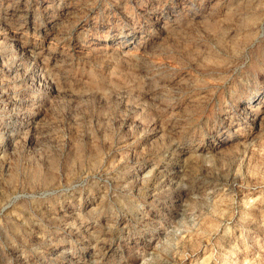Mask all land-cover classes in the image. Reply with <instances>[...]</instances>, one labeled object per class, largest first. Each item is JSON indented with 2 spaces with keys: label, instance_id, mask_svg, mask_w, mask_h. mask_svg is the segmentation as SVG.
Instances as JSON below:
<instances>
[{
  "label": "rangeland",
  "instance_id": "374dc122",
  "mask_svg": "<svg viewBox=\"0 0 264 264\" xmlns=\"http://www.w3.org/2000/svg\"><path fill=\"white\" fill-rule=\"evenodd\" d=\"M0 264H264V0H0Z\"/></svg>",
  "mask_w": 264,
  "mask_h": 264
}]
</instances>
